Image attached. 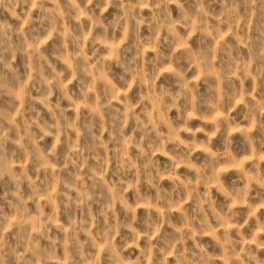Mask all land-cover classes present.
<instances>
[{
    "label": "rangeland",
    "instance_id": "374dc122",
    "mask_svg": "<svg viewBox=\"0 0 264 264\" xmlns=\"http://www.w3.org/2000/svg\"><path fill=\"white\" fill-rule=\"evenodd\" d=\"M0 264H264V0H0Z\"/></svg>",
    "mask_w": 264,
    "mask_h": 264
}]
</instances>
